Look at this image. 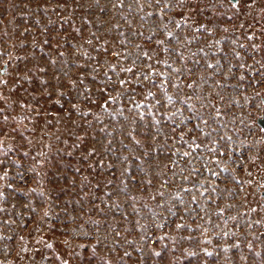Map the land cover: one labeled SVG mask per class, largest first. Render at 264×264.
Here are the masks:
<instances>
[{
  "label": "rangeland",
  "instance_id": "rangeland-1",
  "mask_svg": "<svg viewBox=\"0 0 264 264\" xmlns=\"http://www.w3.org/2000/svg\"><path fill=\"white\" fill-rule=\"evenodd\" d=\"M262 10L0 0V262L264 264Z\"/></svg>",
  "mask_w": 264,
  "mask_h": 264
},
{
  "label": "water",
  "instance_id": "water-1",
  "mask_svg": "<svg viewBox=\"0 0 264 264\" xmlns=\"http://www.w3.org/2000/svg\"><path fill=\"white\" fill-rule=\"evenodd\" d=\"M6 66H3V68L0 70V75L3 76L5 74ZM257 123L264 128V116L257 119Z\"/></svg>",
  "mask_w": 264,
  "mask_h": 264
},
{
  "label": "snow or ice",
  "instance_id": "snow-or-ice-1",
  "mask_svg": "<svg viewBox=\"0 0 264 264\" xmlns=\"http://www.w3.org/2000/svg\"><path fill=\"white\" fill-rule=\"evenodd\" d=\"M236 3L238 4L239 3V0H236ZM236 5L235 4H233V7H235ZM145 56H147V53H145ZM126 71H128V72H133V69L132 68H127V69H125ZM41 71H43V69H41ZM147 78V77H146ZM126 83V81H124V80H121L120 81V84L121 85H123V84H125ZM169 99H171V97H169ZM107 103V102H106ZM75 107V106H74ZM5 119H7V117H5ZM185 155H188V153H185ZM49 247H51V245H49ZM0 264H2V262H0Z\"/></svg>",
  "mask_w": 264,
  "mask_h": 264
},
{
  "label": "flooded vegetation",
  "instance_id": "flooded-vegetation-1",
  "mask_svg": "<svg viewBox=\"0 0 264 264\" xmlns=\"http://www.w3.org/2000/svg\"><path fill=\"white\" fill-rule=\"evenodd\" d=\"M231 2H233V3H236V0H231ZM259 16L263 19L264 18V12H263V10L262 11H260L259 12ZM260 100L261 101H263L264 100V98H263V96H260ZM262 117V116H261ZM258 118H260V117H258ZM257 118V119H258ZM257 119H256V123H257ZM258 124V123H257ZM259 125V124H258ZM260 126V125H259ZM261 127V126H260ZM262 128V127H261ZM262 129H264V128H262ZM259 143H262V140H259L258 141ZM262 195H264V193H262Z\"/></svg>",
  "mask_w": 264,
  "mask_h": 264
}]
</instances>
